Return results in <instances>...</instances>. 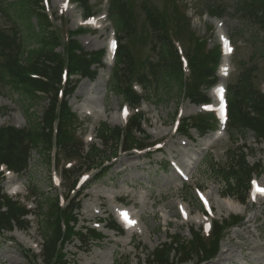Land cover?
<instances>
[{"label":"rangeland","instance_id":"rangeland-1","mask_svg":"<svg viewBox=\"0 0 264 264\" xmlns=\"http://www.w3.org/2000/svg\"><path fill=\"white\" fill-rule=\"evenodd\" d=\"M61 1L49 0L47 12L52 17L54 27L64 34V30L73 31L77 28L81 14L80 9L72 7L61 16ZM142 1H131L137 15L136 34L132 38H127V43L134 58L147 59L150 58L152 49L148 43L151 42V38L145 40L142 35V27L145 24L144 14L139 8ZM148 1L160 8H163L165 3L167 5L166 0ZM236 2L237 0H178L177 4L188 17L191 30L198 38L203 39L209 37L207 28L214 30V26L205 21L204 11L208 10V6L223 10L222 15L217 16L223 23L224 32L232 38L235 48L234 55L230 57V76L225 82L226 84L236 82L242 70L240 66L242 62L245 68L254 69V87L263 91L264 30H261L259 24L256 23L255 26L241 14H237ZM90 5L97 12L104 11L107 7L104 0H90ZM10 20L0 16V28L9 30L12 26ZM32 25H36L34 20ZM107 35L106 30L82 35L78 39L84 50L94 52L105 50ZM180 39L184 45L183 49L187 52L186 34ZM216 45V36L212 35L208 39V47ZM32 47L33 44H29V48ZM61 50L59 48L58 51ZM235 65L238 66L236 72ZM107 88L106 77L99 79L97 72L93 81H80L68 99L72 112L78 118L77 136L83 139L85 145L93 143L100 145L99 139L94 138L95 130L100 123H106L111 127L124 124L120 120L123 100L120 96L108 92ZM0 91V109L4 112L0 115V126L26 129L33 122H37L47 108L46 99L30 103L14 92L5 89ZM154 94L155 92H152L149 101L144 102L139 111L144 120L143 130L149 138L147 143H161V152L154 153L148 158L135 154L120 155L112 165L109 164L104 177L96 182L91 180L86 187L84 186L85 189L78 197L80 207L76 211L78 216L76 231L85 233V228H97L102 232L103 240L92 243L87 242L86 237L82 238L81 242L72 239L63 250L66 253L65 264H145L148 253L166 242L168 236H179L188 241L190 230L197 231L200 224V218L197 216L199 204L193 192L195 187L204 190V195L213 208L215 220L229 221L234 215L244 218L240 226L230 230L221 241L215 259L202 264H213L214 260L220 258L223 259L220 264H264V204L251 207L246 202L240 206L234 199L223 198V183L217 176V171L226 168L230 163L227 150L238 153V149L244 148L247 163L253 166L263 159L264 145H257L251 133L243 135L239 133L240 130L231 126L227 128L228 135L225 132L214 141L208 140L211 133L207 135V140L205 137L198 139L193 130L189 131L187 137L176 134L173 131V119L177 110L178 118L183 121L197 115L196 107L183 98L176 86L166 87L156 96ZM207 95L209 97V93ZM87 109L92 115L85 114ZM132 113L130 110L129 114ZM89 134L93 135L90 142L86 141L89 140V137L87 138ZM230 134H233V137L230 138ZM211 142L212 146L205 150ZM45 156L43 150L32 151L26 171L16 177L11 175L0 179L1 195H7L13 188L16 190L20 188V193L11 198L19 201L21 205L31 207L27 229H14L12 233L0 235V264H43L40 254L43 220L38 219V216L45 213V210H41L40 206L42 202L54 198L55 195L65 197L71 180L61 185H53L51 177L59 179L60 172L67 162L59 154L57 163L59 166H48ZM166 160L189 165L192 168L191 174L193 173L190 181L183 184L176 180L171 170L163 171L162 166ZM82 163L84 164L81 160ZM210 163H213L216 172L209 167ZM81 164L76 167L81 168L83 166ZM258 178L264 184V172ZM31 193L37 195L36 200ZM229 199L233 202H228ZM178 204H181L189 214L187 220L179 216ZM122 205L133 207L132 213L139 219V226L136 227L134 234L118 236L103 228V225L114 222L112 210ZM249 220L253 222H248ZM95 221H101L103 225L95 227ZM190 264H199L198 259L193 257Z\"/></svg>","mask_w":264,"mask_h":264},{"label":"trees","instance_id":"trees-1","mask_svg":"<svg viewBox=\"0 0 264 264\" xmlns=\"http://www.w3.org/2000/svg\"><path fill=\"white\" fill-rule=\"evenodd\" d=\"M77 1L85 9L86 0ZM235 6L237 14H242L243 18L251 23L259 24L260 28L264 30V0H237ZM152 7L147 4L142 7L145 13L142 35L145 40L151 38L152 50L155 53L154 59L148 61L147 59L134 58L127 46L120 45L111 74V90L121 95L130 105L138 104L141 99H149L152 92H155L156 96L159 91L170 86H176L180 90L185 87L186 97L191 102L204 101L205 99L198 95V88L202 84H209L206 79L213 74L218 54L202 56L201 53L197 55L199 50L192 49V52H189L191 55V82L185 84L182 81L181 65L170 43L169 34V30H173L175 35L185 32V20L175 10L167 14L165 10L158 11ZM209 9L214 13L212 7L209 6ZM109 13L118 34L123 35L126 39L135 36L136 16L130 3L125 0H110ZM0 16L10 18L13 24L11 30L0 29V90L14 92L30 103L52 94L49 108L43 113L40 120L32 123L29 128L24 130L12 127L0 128V163L21 173L27 168L31 151L43 150L46 161H48V151L55 143L64 157L82 158L89 163L88 169L101 167L104 160L115 155L116 144L120 140L122 131L117 127L110 128L107 125H101L98 136L104 147L110 144L113 150L110 154H106V151L91 146L89 153L83 155L82 146L74 139L72 133L75 129L74 116L66 102L57 103L55 94L60 84L63 68H67L69 75L92 79L94 73L90 70V66L100 64L101 53H86L72 39L64 45V52L58 53L56 49L62 43L56 33L49 29V23L40 6V0H13L11 2L0 0ZM32 19L36 21V28L32 25ZM29 44H33V47L29 48ZM33 76L37 78H33ZM134 77L144 89V97H139L132 92L130 83ZM73 90L74 86L68 87L65 95L72 94ZM228 101V126L240 129L242 132L250 130L256 141L264 142V100L254 87L251 70L242 69L236 84L229 88ZM55 119L58 120V126L54 136L52 124ZM201 122L203 123V121ZM198 124L193 125L197 128V132L205 133L208 129L206 122L203 125ZM134 130L140 131V116L132 119L123 133L122 143L126 150L141 147L133 137L132 131ZM183 132L186 133L185 130ZM231 155L233 156V153ZM235 164V166L220 169L217 171V176L224 184L225 193L228 195L238 194L243 200L248 179L256 166L249 167L242 152L238 155ZM209 167L216 172L212 163ZM104 172L103 169L97 178ZM76 206L77 204H72L65 209L61 208L57 199L46 200L41 204V210H45L41 216L44 220L42 227V260L44 264H62L64 255L61 252L64 244L76 235L74 227L77 220L73 216ZM25 214V209L18 203L7 197H1L0 231H11L13 226L24 227L23 217ZM222 230V227L215 224L213 236L215 240L209 249H206L200 235L193 233L192 241L186 245L180 239H175L170 244L156 248L148 257L147 264H173L171 261L172 252L181 257L180 264L190 261V256L193 254L201 253L206 254L207 257L211 256L216 249L217 240ZM88 234L92 238L97 236L91 230H88Z\"/></svg>","mask_w":264,"mask_h":264},{"label":"bare ground","instance_id":"bare-ground-1","mask_svg":"<svg viewBox=\"0 0 264 264\" xmlns=\"http://www.w3.org/2000/svg\"><path fill=\"white\" fill-rule=\"evenodd\" d=\"M105 62H106V66L109 67V64L107 63V61H105ZM107 75H108V68H106L105 71L103 69V70H99V72H98V78L99 79H101V77H107ZM19 191H20V189H19ZM19 191H16V193H18ZM249 222H252V220H249ZM219 263H220V260L216 261L213 264H219Z\"/></svg>","mask_w":264,"mask_h":264},{"label":"snow or ice","instance_id":"snow-or-ice-1","mask_svg":"<svg viewBox=\"0 0 264 264\" xmlns=\"http://www.w3.org/2000/svg\"><path fill=\"white\" fill-rule=\"evenodd\" d=\"M125 115H127V110L125 109ZM124 217H125V219L127 220L128 219V217H127V214L125 213L124 214Z\"/></svg>","mask_w":264,"mask_h":264},{"label":"clouds","instance_id":"clouds-1","mask_svg":"<svg viewBox=\"0 0 264 264\" xmlns=\"http://www.w3.org/2000/svg\"><path fill=\"white\" fill-rule=\"evenodd\" d=\"M13 191H16V189H13Z\"/></svg>","mask_w":264,"mask_h":264}]
</instances>
